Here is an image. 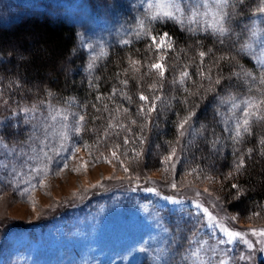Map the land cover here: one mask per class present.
I'll return each mask as SVG.
<instances>
[{"label":"trees","instance_id":"obj_1","mask_svg":"<svg viewBox=\"0 0 264 264\" xmlns=\"http://www.w3.org/2000/svg\"><path fill=\"white\" fill-rule=\"evenodd\" d=\"M3 2L0 0L1 98L16 106L21 102L45 101L68 104L72 100L73 106L86 118V131L77 136L78 146L97 160L127 159V166L132 171L136 167L140 169L137 171H151L171 164L166 165L164 157L176 148L177 156H180L179 175L206 177L219 182L228 206L243 216L264 214V155L260 151L264 146L259 144V138L264 136V122L253 123L252 134H245L237 144L228 139L234 132L226 130L223 123L228 117L230 104H220L218 100L219 96H227L229 92L237 99L258 96L255 90L249 92L246 86L239 84L235 77H228L232 71L240 70L237 63L245 69L257 70L256 61L238 49L241 43L252 42L248 27L253 20L264 28V16L255 12L259 0H244L237 6L238 14L230 21L233 33L220 37L223 44L210 27L152 20L145 29L153 35L167 32L175 45L172 49L160 50L148 47L152 43L150 36L136 35L145 29L130 24L125 13H117V24L129 26L132 32L122 34L110 29L108 23L114 19L116 0H18L16 11ZM97 36L101 37L99 44ZM258 39L264 41V32ZM124 40H131V43L124 44ZM101 50L105 55L100 56ZM200 51L208 55L201 58ZM92 56H99V59L89 70L87 65ZM160 56L166 57L163 63L167 71L163 77L149 68L158 62ZM222 56L235 57V60H220ZM133 61L140 63L133 65ZM201 62L203 72L211 69L214 78L221 77L220 84L204 79L201 68H198ZM182 71H188L190 77L184 84L173 85L171 81ZM123 80L128 81L127 86L121 84ZM153 83L158 87L163 85L155 93L161 96V100L156 101L159 115L150 114L151 122L143 132L146 140L141 144L134 138L140 135L138 126L145 123L137 114V108L145 103L139 99V93L143 92L151 101L150 86ZM114 88L125 92L131 99L114 95ZM117 107L119 113L115 111ZM124 109L128 112L125 113ZM190 112L195 115L186 125V135L181 137L177 125ZM219 113L226 115L222 117ZM133 119L136 124H131ZM110 123L126 125L131 131L114 130L109 127ZM202 126L209 130L204 133L208 140L219 138L220 143L215 146L218 151L193 132ZM12 129L11 124H6L2 132L14 140ZM106 131L109 133L107 138ZM117 131L119 135H116ZM125 136L129 143L123 142ZM116 145H120L119 149L115 148ZM249 148L253 149L251 154L247 152ZM113 150L117 151L119 159L111 155ZM241 157L245 167L237 174L235 164ZM194 168L196 172L192 171ZM229 173L231 177L226 178ZM232 184H238L243 192L238 198H234L236 190ZM162 205H157L159 216L171 232L167 254L160 263L146 256L141 264H165V260L170 264H184L181 256L190 247L191 225L181 221L185 231L177 232V222L186 212ZM204 235L203 232L202 237ZM259 263L264 264V256Z\"/></svg>","mask_w":264,"mask_h":264},{"label":"rangeland","instance_id":"obj_2","mask_svg":"<svg viewBox=\"0 0 264 264\" xmlns=\"http://www.w3.org/2000/svg\"><path fill=\"white\" fill-rule=\"evenodd\" d=\"M17 1L4 0L3 3L16 11ZM116 1L114 19L108 23L111 30L122 34L132 32L129 26L117 24V13H125L130 24L137 26L141 20L144 25L152 21L148 4H154L156 0ZM213 3L214 0H183L187 13L194 10L200 13L197 21L190 25L210 27L213 17L209 9ZM100 39L97 36L98 44ZM241 99L244 98L236 99V102L240 103ZM47 102H21L16 106L0 96V123L19 125L12 129L14 140L0 131L5 143L9 146L15 143L19 149L21 142L33 134L34 124L60 121L61 117H57V121L48 119L54 113ZM51 105L57 110L66 109L70 114L82 115L72 100L68 104L51 102ZM33 106L38 110L31 114L29 123H23L25 113L21 109ZM229 110L228 117L232 115L231 105ZM236 115L242 116V112L238 111ZM67 122L72 123L71 115ZM229 123L234 124V120ZM35 135H43L39 127ZM77 136L65 143L67 151L49 152L52 156L47 161L50 171L39 176L35 175L34 167L28 166L23 167L21 175L19 170L27 157H21L19 152H0V161L8 165L0 168V264H141L146 256L153 258L163 252L160 260H155L160 263L167 254L171 232L161 220L157 205L180 207L166 197L184 201L185 212L191 210L194 199H200L221 219L223 226L247 233V239L254 243L252 249L241 243L227 246L234 264H260L264 246L252 230L264 229V214L243 216L232 210L220 191L219 182L206 177L179 175V155L165 168L151 171H137L135 165V171H132L127 166V159L122 163L120 160L99 161L78 146ZM48 143L58 146L51 138ZM24 150L29 152L26 145ZM28 163L36 164L35 161ZM14 165L18 170L16 174L12 172ZM172 183L177 187H171ZM152 188L156 191H146ZM197 190L200 197H196ZM204 233L203 239L208 240V229H204ZM209 243L213 241L209 239ZM242 255L251 258L240 260Z\"/></svg>","mask_w":264,"mask_h":264},{"label":"snow or ice","instance_id":"obj_3","mask_svg":"<svg viewBox=\"0 0 264 264\" xmlns=\"http://www.w3.org/2000/svg\"><path fill=\"white\" fill-rule=\"evenodd\" d=\"M244 0H214L213 6L209 9L211 15L213 17V22L210 25L212 32L216 34L217 39L220 37H228L233 33V29L230 27V21L232 17L236 14L237 6L242 5ZM148 8L150 10V19L153 21H160L167 23L172 21L177 25H184L185 22L187 24H191L197 21V17L200 15L198 11H192L190 14L186 12L185 6L183 5V0H156V3H149ZM255 12L264 16V0H259V4L255 8ZM208 13H204L207 15ZM140 29H145L144 21L141 20L138 24ZM189 31L192 29L189 28ZM207 30V29H205ZM264 32V28L260 27L256 20H253L252 24L248 27V33L250 41L249 43H241L238 49L239 52L244 53L247 56H250L252 59L256 61L257 70L252 71L250 69H245L243 66L237 63V66L240 68L239 71H232L229 74L228 79L235 77L237 82L243 86H246L249 92L255 90L258 93V96H248L247 98L241 99L240 103L236 102V95L232 92H229L227 96H219L218 100L220 104L230 103L232 115L223 120L225 124L226 130L230 132H234V135H230L228 139L234 141L235 143H240L245 134H252V125L256 123L259 125L264 122V41H259V34ZM137 36H150L152 43L148 45V47L152 50H160L165 47L172 49L174 48V42L172 37L164 32L162 34L153 35L146 29L143 32H137ZM239 39V37H237ZM124 44L131 43V40H124ZM220 43H224L223 39H220ZM90 46V45H89ZM84 47V44L81 45ZM258 47V50H257ZM105 55L104 51L101 50L100 56ZM208 55L205 51H200L199 56L201 58L206 57ZM99 59V56H92L91 62L87 65L89 70L95 67L96 60ZM166 59L165 56H160L158 62L152 63L149 65L150 69H154L158 72L160 77L165 75L167 71V66L163 61ZM220 60L231 61L235 60V57H227L222 56L219 57ZM140 61H133L132 64H139ZM198 68H201L200 74L204 77V79L213 81L214 84L221 83V77L218 75L215 78L212 75L211 69L207 73L202 71V62L201 65H198ZM190 77V73L188 71H182L179 74V77H174L171 83L175 84H184L186 80ZM121 84L127 86L128 81L123 80ZM163 85L157 86V84L153 83L150 88L153 93L152 100H149V96L145 95L143 92L139 93V99L145 102L139 108H137V114L142 116L145 120V123L139 125L140 135L138 137H134L138 139L141 144H143L146 140V137L143 135L144 129L149 126L151 122L149 117L151 113H159L157 112L156 101L161 100V96L156 95L155 93L162 88ZM215 91V88H212ZM186 92L191 94L190 90L185 88ZM113 94L124 95L126 99H131V97L127 96L125 92H121L118 89H113ZM49 96L52 93H48ZM100 98V97H98ZM43 103V102H42ZM48 106L52 108L53 113L48 119L51 121H57V117H61L62 119L57 123H49L47 120L41 122L39 125H33V134L28 136V139L24 142H21V146L19 149L15 143L12 146L5 143L4 137L0 135V152L4 153H16L19 152L21 157H27L24 162V165L20 167V173L23 174V167H34L35 175L39 176L42 172L47 173L50 171L47 161L52 159V156L49 155V152L58 154L60 151H67L64 147L65 143L72 139L73 136L80 135L86 131L85 121L86 118L84 115L79 113H68L66 109L57 110L51 105V102H47ZM243 105V107H241ZM38 109L36 106L33 107H24L21 109L23 113H25V119L22 121L23 123H29L31 114ZM107 110V108H105ZM117 113H119L120 109L117 107L115 109ZM125 113L128 112V109L123 110ZM242 112V116H237V112ZM69 115L72 116V123L69 124L67 121L69 119ZM194 112H190L188 116H186L182 122H180L177 127L179 129V135L181 137L186 135V125H189V122L194 116ZM222 117L226 114L219 113ZM34 118V117H32ZM229 120H234V124H229ZM137 121L135 119L131 120V124H136ZM5 125L0 123V131L3 130ZM13 128H18V124H13ZM39 127L43 135L36 136L35 131ZM109 127L112 129H126L127 131H131V128H128L123 124H109ZM205 131H209L204 126H202L199 130L193 129V132L203 137L204 140L209 143L214 150L216 149V145L220 143L219 138H213L212 140H208L207 137L204 136ZM105 138L108 137L109 133L105 132ZM116 135H119V132H116ZM214 135V133H213ZM51 138L53 141L58 143V146H50L48 141ZM124 143H129V138L125 136L123 138ZM259 144L264 146V136L259 138ZM27 146L29 152H25L24 146ZM120 145H116L115 148L119 149ZM135 150V149H134ZM79 151V148L76 149ZM253 149H247V152L251 154ZM261 154L264 155V147L260 149ZM29 153H32L31 155ZM74 155V153H73ZM111 155L117 159L119 156L117 151L113 150ZM177 156V149L172 148L170 155L164 157V163L167 165L170 162H173V159ZM29 161H35L36 164L30 165ZM122 163V161H121ZM8 165L3 161H0V168H7ZM67 167V164L64 165ZM245 167V162L243 157H241L238 162L235 164V172L238 174ZM167 171V168L165 169ZM17 168L14 165L12 167V172L14 174L17 173ZM125 171H128L126 168ZM193 172H196L197 169H192ZM231 173L226 178L231 177ZM32 187H36V185H32ZM171 187L176 188L177 185L175 183L171 184ZM231 187L236 190V194L234 198H238L243 194L240 186L238 184H232ZM26 189L25 191H27ZM146 191L155 192L156 189H146ZM207 191V190H205ZM200 192L196 191V197H200ZM166 200H172L173 204L180 205L179 208L175 209V211L185 212L184 201L175 200L169 197L165 198ZM219 199V197H217ZM214 208L215 205H212ZM187 222L191 225V236L189 237L190 247L187 248L184 254L181 256L182 262L184 264H234V258L229 256V248L227 246L235 245L237 243H241L246 245L249 249L255 247L254 243L247 239V233L237 231L234 229H230L227 226L222 225L221 219L214 215L212 211L209 210L208 207H205L200 199H194L192 201V207L190 211H187L185 215L181 217V220L177 222L176 231L184 232L185 228L181 223ZM204 229H208V237L213 243H209V240H205L202 237V233ZM164 231L167 232L168 229L165 227ZM217 232L220 235H217ZM253 235L260 237L261 245L264 246V229L262 230H252ZM175 242V241H174ZM204 253L202 256L201 253ZM164 255L163 252H158V254L153 257L154 260L159 261L161 256ZM207 257V259H205ZM216 257H220L219 259H215ZM250 256H240V260L250 259ZM165 264H170L169 261L165 260Z\"/></svg>","mask_w":264,"mask_h":264},{"label":"bare ground","instance_id":"obj_4","mask_svg":"<svg viewBox=\"0 0 264 264\" xmlns=\"http://www.w3.org/2000/svg\"><path fill=\"white\" fill-rule=\"evenodd\" d=\"M109 6V5H108ZM121 9V8H120ZM124 10V9H123ZM119 15V14H118ZM106 18V17H105ZM106 20V19H105ZM107 23V22H106ZM187 45V44H186Z\"/></svg>","mask_w":264,"mask_h":264}]
</instances>
